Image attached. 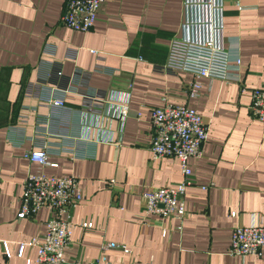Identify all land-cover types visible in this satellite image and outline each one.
I'll use <instances>...</instances> for the list:
<instances>
[{
    "label": "crops",
    "instance_id": "obj_1",
    "mask_svg": "<svg viewBox=\"0 0 264 264\" xmlns=\"http://www.w3.org/2000/svg\"><path fill=\"white\" fill-rule=\"evenodd\" d=\"M65 3L0 0V264H39L37 246L22 254L19 246L45 233L50 211H18L27 173L41 169L77 177L84 195L71 209L67 264L91 261L105 243L116 264H264V247L229 250L234 227L264 224V121L244 89L264 86V0H224L229 78H198L197 96L189 93L193 73L165 67L184 0H106L89 31L61 22ZM45 87L66 90L67 107L48 103ZM91 90L102 100L88 98ZM110 90L128 96L129 113L92 124ZM163 97L193 106L210 126L201 155L189 158L183 220L147 212L142 197L184 178L178 157L152 156V107ZM85 107L97 108L87 120L78 113ZM46 142L60 151L50 156L55 167L25 155Z\"/></svg>",
    "mask_w": 264,
    "mask_h": 264
},
{
    "label": "built area",
    "instance_id": "obj_2",
    "mask_svg": "<svg viewBox=\"0 0 264 264\" xmlns=\"http://www.w3.org/2000/svg\"><path fill=\"white\" fill-rule=\"evenodd\" d=\"M106 0H66L61 22L73 29L89 31L95 24L98 12ZM239 3L240 0H237ZM186 18L180 31L169 42V50L165 67L173 70L188 71L195 75L190 84L189 93L197 96L200 91V77L219 78L227 80L230 71V53L224 35V0H184ZM241 7V5H240ZM240 61V59H238ZM61 74V71H58ZM34 84V83H32ZM48 93L44 99L52 106L67 107L64 89L45 87ZM252 96L250 104L253 116L264 121V86H244ZM87 97L95 102L101 101L99 93L91 90ZM107 108L104 115L100 109L93 114L92 124L98 125L107 115H117L124 119L129 113L128 96L116 90H110ZM104 101V100H103ZM89 109V110H88ZM92 107L78 109L81 119L87 120ZM115 112V114H114ZM151 120L154 133L151 142L153 158L176 156L181 161L184 175L176 185H164L146 188L142 191L144 207L147 212L165 216H176L183 220L187 214L184 196L187 187L193 183L192 168L189 164L191 156H200L203 143L209 135V123L193 107L188 104L172 103L163 97L161 105L152 107ZM101 126V125H100ZM65 145V144H64ZM65 151H72L64 146ZM60 152L50 142L41 148L28 149L25 155L32 161L40 162L41 166H57L50 156ZM76 154V153H75ZM73 156L74 152H73ZM84 198L78 178L73 175H56L46 173L43 169L29 171L23 181L19 217L35 213L42 207H47L50 217L47 219V229L41 236L32 237L29 241L20 243L19 253L22 254L27 245L37 246L36 261L39 264H67L64 255L65 248L71 240L73 222L71 209ZM236 211H231L235 215ZM91 221H82L83 226H92ZM178 228H182V222ZM166 231H164L165 233ZM7 254H10L7 244ZM109 243L103 245L100 254L91 261L72 260L70 264H116L106 253ZM264 247V224L253 222L248 225H237L232 231L229 250L232 253L244 255L248 253L261 254ZM125 248V251H128ZM30 264V260L27 261ZM136 264H150L138 261Z\"/></svg>",
    "mask_w": 264,
    "mask_h": 264
}]
</instances>
